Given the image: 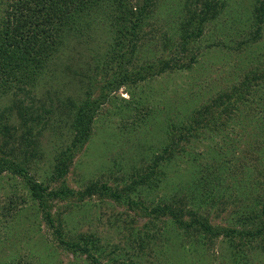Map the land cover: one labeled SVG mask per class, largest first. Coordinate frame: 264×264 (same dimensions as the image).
<instances>
[{
  "label": "rangeland",
  "instance_id": "rangeland-1",
  "mask_svg": "<svg viewBox=\"0 0 264 264\" xmlns=\"http://www.w3.org/2000/svg\"><path fill=\"white\" fill-rule=\"evenodd\" d=\"M192 1L134 0V4H140L137 8L144 9V14L151 9L147 16L150 26L139 28L134 34L128 32L123 37L116 31L121 33L120 27L125 30L126 22H119V27L114 19L118 18V11L130 16L127 7L120 5L119 0H98L107 22L102 27L111 29L115 26L112 34L109 31L106 35L98 29L96 34L91 33L87 27L82 38L81 32L75 30L74 33L82 40L66 39V45L27 93L25 106H15L16 109L9 113L12 98L0 95V117L9 115L11 128H19L21 133L28 132L30 141H33L34 134L45 128L41 140L43 150L31 174L40 181L49 176L55 157L70 145L72 134L75 135L71 130L72 121L67 116L73 114L65 111L62 105L65 95L78 99L88 92L97 95L100 91V94L106 92L114 101L100 108L96 117L100 130L93 142L84 144L72 160L68 185L79 192L92 187L93 194L82 199V207L71 214L67 212L64 229H61L67 238L57 236L58 231L54 228L59 229V224L51 227L41 221L42 214L37 212L38 200L30 190L25 189L23 180L16 178L20 175L13 176L7 170L0 175L2 264H201L202 260H206L207 264H230L227 260L231 257L229 248L234 244L227 230L233 228L234 200L242 206H246L247 201L259 204V208L264 204V189L260 185L256 193L258 197L246 200L241 196L239 185L243 181L245 184L248 176H258L259 170H264L254 168L257 163L250 162L253 160L250 152L248 156L242 153L246 146L237 143L243 138L241 132L237 128L236 142L228 149L218 150L219 166L229 171L222 185L218 182L220 177L216 176L221 168L214 164L215 155L206 149L209 142L202 140L198 157L202 164L199 169L212 174L211 182L206 186L210 193L202 197H196L201 192L198 182L191 180L188 185H181L187 177L185 172L168 168L162 163L161 149L170 143L166 141V135H161L163 132L159 131L147 134L145 129V134H142L145 117L151 116V109L158 112L160 119L165 120L171 130L179 124L189 125L192 110L197 105L184 108V102L193 91L197 103L199 85H203L205 91L211 79L214 82L223 77L220 69H216L214 74L205 70L207 66L203 64L220 50L226 57L224 65L231 67L230 52L234 53L236 48L243 49L234 40L227 42V46L216 47L214 44L226 42L224 36L233 33L238 22L245 24L250 16L248 9L250 12L253 10L255 0H226L229 11L224 15L226 9L222 12L218 24H208L205 35L199 41L201 63L194 64L195 68L191 71H170V66L162 70L163 64L172 65L179 59L181 43L176 37L178 24L187 17ZM243 4L245 11L242 10ZM194 6H191L193 11L196 9ZM132 12L137 14L139 10L133 9ZM195 13L201 16L199 11ZM110 22L112 25L108 27ZM126 38L130 43V40L139 41L142 47L131 53ZM259 53L264 57V40ZM160 62V75L140 79L147 65ZM117 76L125 79L126 83L119 91L110 93L104 83ZM194 78L199 80L193 81ZM259 92L264 95V89ZM228 130L233 131L231 127ZM177 142L172 150L174 156L181 161L191 160L193 153L186 137ZM216 142L218 147L224 146L220 138ZM234 148L237 150L234 151ZM226 155L231 156L227 159ZM243 162L242 167L239 164ZM180 165L185 167L183 163ZM149 173L153 175L142 176ZM104 186L126 197L120 201L101 197L99 193ZM190 194L195 197L181 202ZM149 208L163 212L149 214L146 211ZM200 210H203L200 217L206 219L213 230L210 234L197 233V224L189 223L194 216L192 213ZM175 211L177 218L169 214ZM248 224L246 219H238L236 231L247 228ZM7 238L9 242L5 252L2 240ZM260 245L252 257L256 259L255 264H264V239L260 240ZM93 258H98L96 263Z\"/></svg>",
  "mask_w": 264,
  "mask_h": 264
},
{
  "label": "trees",
  "instance_id": "trees-1",
  "mask_svg": "<svg viewBox=\"0 0 264 264\" xmlns=\"http://www.w3.org/2000/svg\"><path fill=\"white\" fill-rule=\"evenodd\" d=\"M119 4L127 7L130 16L126 12L118 11L116 12L118 18L110 17L118 25L119 22L123 21L130 26L127 27L125 24V30H122L119 25L122 34L115 30L117 34L124 37L128 32L134 34L137 29L150 26L147 16L151 9L148 14H144L142 12L144 9L140 10V6L137 8L140 4H134V0H119ZM97 5L98 0H0V95L6 94L12 98L13 104L8 108L9 113L16 109L15 106H25L27 93L35 86L37 77L66 45V39L78 38L80 42L86 34L87 27L91 33L95 32V34L97 29L106 35L109 31L111 34L113 33L111 31L116 29L115 26L111 29L102 27L107 22L103 17L102 7ZM152 5H150L151 8ZM193 5H195V11L191 8ZM226 6V0H196V2L193 0L189 5V11L187 10V17L181 19L178 24L176 37L180 39L181 43L179 45L181 47L179 59L172 65L169 62V65L163 64L162 70L170 66V71H191L192 68H195L194 64H200L202 56L199 58L201 54L199 41L205 35L208 24L215 25V22L218 24L219 17ZM133 9L139 10L140 15L132 12ZM242 10L245 11L244 4ZM197 11L201 13V16L195 13ZM228 11L226 9L223 15ZM248 14L250 16L245 24L238 22L233 33L224 36L226 42L214 44L216 47L227 46V42L232 43L234 40L239 46L242 45L243 49L236 48L234 53L231 54L230 52L231 67L224 65L223 60H226V57L220 50L203 64L207 66L205 70L214 74L216 69H220L223 77L221 80H214V82L213 79H208L210 85L205 91L202 89L203 85H199L200 88L197 90L200 95L197 96V103L193 91L184 102V108L191 104L197 105V108L192 110L189 125L179 124L171 130L166 121L160 119L158 112L152 109L149 113L151 116L145 117L147 119L143 123L145 127L142 128V134H145V129L147 134L159 131L163 132L161 135H166V141L170 143L161 149L160 159L166 167L185 172L187 177L181 181V185L186 186L191 180L199 183L201 192H198L196 197L206 196L210 193V189L206 186L212 178L211 173L199 169L202 161L198 160V157H200L203 139L209 142L206 149L208 152H212L213 156L215 155L214 164L219 166L221 164L218 159V150L228 149L236 142L238 128L243 138L237 143L246 146L242 153L244 156H248L249 152L252 154L253 160L250 162L257 163L254 168H264V95L259 92L260 89H264V57H261L259 53L260 44L264 40V0H255L254 8L251 12L248 9ZM110 25L112 22L108 23L107 26ZM75 30L81 32L82 38L74 33ZM126 40L128 41V38ZM130 41L131 43L128 41L130 44L128 51L131 53L142 47L141 44H138L139 41ZM119 42H121L120 38ZM247 62L250 63L246 64ZM160 65H162L161 62L147 65L145 74H142L140 79L160 75L158 72ZM197 80L199 79L194 78L193 81ZM135 82L133 81V83ZM125 83V79L117 76L112 81L104 83V86L109 88L110 93H114L119 91ZM127 91L130 92L129 89ZM132 98H135V93L132 94ZM62 102L65 111L73 114H67V116L72 121L71 130L75 135L72 134L70 145L66 149L60 150L55 157V163L49 176L41 181L31 174L34 163L36 159L40 158V153L43 150L41 140L44 133L42 131L45 128L34 134L31 138L33 141H30L28 140V132L21 133L19 128L9 126V115L5 118L0 117V175L6 170L13 176L20 175L16 178L23 180L25 189L30 190L38 200V208H36L37 212L42 214L41 221L51 227L59 224V229H54L58 231L57 236L60 239L67 238L61 231L65 226L67 212L71 214L76 208L82 207L84 205H81L82 199L93 194L92 187L87 188L84 192H79L68 185L67 176L73 165L72 160L84 144L93 142L98 130H100L96 121L100 108L114 101L106 92L100 94L99 91L97 95L88 92L85 97L78 99L74 96L65 95V100ZM118 113L115 112V114ZM230 127L233 131L228 130ZM183 136L191 144L193 153V158L188 161H181L174 156L172 151L177 145V141ZM219 138L224 144L222 147H218L219 143L216 142V139ZM236 150L234 148V151ZM230 156L226 155V158L228 159ZM181 163L185 165L184 168L181 167ZM243 164L245 163L239 165L243 167ZM259 171L258 176H248V181L245 184L243 181L239 185L240 191H242L241 196L246 200L251 199L250 197H258L256 193L259 185L264 189V170L260 169ZM152 172L153 174L156 173ZM228 173V170L221 168V171L216 174L220 177L218 182L221 185L224 183V176ZM152 175L149 173L142 176ZM99 194L101 197L112 198L117 201L126 197L125 195L123 198L122 195L112 192L106 186ZM192 197L195 195H187L181 202L189 201ZM146 211L155 215L163 212L150 208ZM202 211L192 213L194 216L189 223L197 224L195 226L197 233L210 234L213 230L206 219L200 217L203 216ZM169 214L175 218L178 217L176 211ZM233 216L234 219L231 221L233 228L227 232H229L228 235L231 236L234 246L229 248L231 257L227 260L230 261V264H255L256 259H252V257L255 251L261 247L260 240L264 239V204L259 208V204L247 201L246 206H242L234 200ZM261 216L262 219L259 220ZM238 219H246L250 225L248 224L247 228H242L240 232H237ZM8 242V238L2 240L5 252ZM97 260L98 258L92 259L94 263ZM205 261L202 260L201 264H207ZM18 264H22V262ZM23 264H27V262Z\"/></svg>",
  "mask_w": 264,
  "mask_h": 264
}]
</instances>
